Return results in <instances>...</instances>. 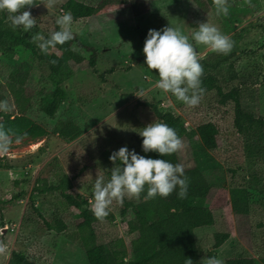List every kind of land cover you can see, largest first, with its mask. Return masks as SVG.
<instances>
[{
	"label": "rangeland",
	"instance_id": "374dc122",
	"mask_svg": "<svg viewBox=\"0 0 264 264\" xmlns=\"http://www.w3.org/2000/svg\"><path fill=\"white\" fill-rule=\"evenodd\" d=\"M66 1L33 0L26 7L34 16L35 25L27 32L19 26L16 30L36 43L32 39L35 33L54 30L56 18L68 12L63 8ZM133 1L135 8L130 2L114 3L94 15L73 19V47L83 61L67 62L58 74H53L49 67L41 69L43 62L29 55L22 44L7 52L0 47V99L8 101L9 112L15 110L4 70H9L10 63H22L29 71L27 85L35 90L29 114L49 133L39 140L12 139L7 152L0 154V264H8L14 250L37 264H90L79 240L80 209L59 193L38 194L34 186L38 178L55 182L65 172L73 180L72 192L87 198L91 208L96 176L107 179L113 167L103 153L125 144L137 150L138 131L158 120L149 106L140 103L144 101L160 102L161 108L180 115L193 137L202 122L218 125V148L210 151L208 168L209 178L216 183L208 197L214 222L197 229L196 235L222 264L240 252L264 263V0H237L226 16L217 15L216 8L206 0ZM1 17L10 26L8 14L0 11ZM205 21L218 26L233 41L232 49L225 54L229 58L222 71L224 79L226 76L232 80L226 84L219 73L217 77L223 93L236 88L241 107L251 116L242 115L240 125L235 124L233 99L222 104V96L210 89L198 105L187 106L155 86L157 70L149 69L145 63L142 48L149 28L172 24L190 37L197 25ZM193 44L199 58L212 51L194 41ZM93 54L98 72L89 63ZM230 62L232 77L228 70ZM56 82L64 89L65 99L56 115L50 116L43 110L41 99L53 90ZM58 123L72 131L74 137L67 138L56 131ZM182 142V163L189 166L192 159L188 140ZM237 165L244 166L246 186L251 193L247 222L236 216L231 205L228 168ZM120 204L113 200L108 215L98 219L94 226L99 240L128 246L136 236L129 222L134 214L128 211V216L123 215ZM55 216L67 223L64 231L48 226L47 221L54 222ZM218 234L224 240L214 248ZM128 258L127 255L124 260ZM205 260L195 264H204Z\"/></svg>",
	"mask_w": 264,
	"mask_h": 264
},
{
	"label": "trees",
	"instance_id": "16d2710c",
	"mask_svg": "<svg viewBox=\"0 0 264 264\" xmlns=\"http://www.w3.org/2000/svg\"><path fill=\"white\" fill-rule=\"evenodd\" d=\"M212 7H215L213 0H206ZM237 0H227L229 12L236 5ZM132 3L133 0H99L97 3L83 0H67L63 8L71 13L73 19L94 15L105 7L114 3ZM224 22V20H223ZM58 28L55 25L56 30ZM53 30L43 32L45 36ZM30 37L21 33L19 30L8 26L4 17L0 18V47L4 51H11L15 46L22 44L25 51H28L32 57L40 59L43 63L41 69H48L53 74H58L60 69L70 61L81 63L83 57L74 50V38L64 44H57L50 47L51 52L42 53L36 43L30 42ZM215 56V57H214ZM229 56L216 51H210L204 57H200V63L203 67L201 75L202 86L205 94L208 90H216L219 101L224 104L230 98L234 100L235 124L240 125L241 116L250 118V114L241 107L237 97L236 88H231L223 93L222 86L218 81V73L221 75L222 82L230 83L232 78L227 79L222 71L225 69V62ZM93 66L94 72H98L96 66L95 54L89 61ZM9 65V70H4V78L8 83V89L13 94L15 100L14 111H0V127H3L8 134L15 139L19 135L21 138L39 140L48 135V129L43 124L35 121L29 114L35 101V90L27 85L29 71L22 63ZM230 77L233 71V63L228 65ZM226 80V81H225ZM210 90V91H211ZM171 94V93H170ZM65 99L64 89L56 82L52 91L42 96L41 103L43 110L50 116H55L57 110L61 107ZM142 105L149 106L158 121H163L173 127L182 141L188 140V147L192 162L189 166L182 163V154L180 149L176 152L167 154L164 159L173 163L184 165L187 177V193L183 198L177 196L174 190L167 197L156 196L155 198H145V192H141L137 197H125L120 204L121 213L128 216L131 211L130 230L136 233V236L129 241L128 246H120L113 241H101L97 236L94 224L98 220L88 207V200L83 195L75 194L71 188L72 178L65 172L58 175L55 182H50L45 178H38L34 186V192L44 194L47 192L59 193L70 205L80 209L81 220L78 223L80 229V244L83 246L90 264H191L198 263L214 256L212 250L207 248L197 238L196 230L213 224V209L208 204L209 193L214 186L208 175V168L211 154L218 148L219 127L215 122L208 121L200 123L195 129L193 137L184 120L180 115L175 114L171 109L161 108L160 102H140ZM72 124V123H71ZM56 131H59L64 137L73 138L72 131L58 123ZM142 137L135 136L137 152L146 156H159V153L150 151L144 153L141 147ZM112 151L103 153L105 160L114 166V162L109 159ZM1 166V159H0ZM243 165L229 167L231 173V205L239 219L247 220L251 213V193L246 186V176ZM110 175V171H108ZM222 177H224L222 175ZM222 180V178H219ZM225 181V178L223 179ZM33 206L35 200H32ZM246 221V222H247ZM244 223V222H243ZM50 228L58 231H64L67 223L60 216L54 217V222L47 221ZM217 240L213 245L217 248L222 243L223 236L217 235ZM129 256L125 261V257ZM8 264H37L30 260L23 253L13 251ZM226 264H264L258 258L243 252L233 254L226 259Z\"/></svg>",
	"mask_w": 264,
	"mask_h": 264
},
{
	"label": "clouds",
	"instance_id": "9594fccd",
	"mask_svg": "<svg viewBox=\"0 0 264 264\" xmlns=\"http://www.w3.org/2000/svg\"><path fill=\"white\" fill-rule=\"evenodd\" d=\"M33 0H0V11L8 14L10 26H18L25 32L36 23L34 16L26 5ZM217 15H228L227 0H213ZM72 15L64 12L56 18V30L50 31L47 36L35 33L32 39L42 53L47 54L50 47L64 44L73 39ZM195 45H204L213 51L227 54L233 47L231 37L223 33L218 26L207 21L197 25L196 30L189 35L182 32L180 27L172 24L160 29L149 28L145 37L142 51L145 54V63L149 69H156L158 79L155 86L170 92L177 100L187 106H196L200 103L205 92L202 86L201 75L203 67L194 48ZM10 105L6 99H0V111H9ZM138 134L142 151H155L159 156H146L135 149H129L125 144L113 150L109 159L114 162L107 179L97 175L92 184L91 211L98 219L108 215L113 200L122 202L127 197L139 196L145 192V198L156 196L167 197L174 190L178 197L183 198L187 193V177L184 165L164 159V156L180 149L182 139L176 130L163 121L153 120L141 127ZM12 137L0 127V154L7 152ZM21 136H15L19 142ZM191 264V259L188 261ZM204 264H222L214 256L208 257Z\"/></svg>",
	"mask_w": 264,
	"mask_h": 264
}]
</instances>
